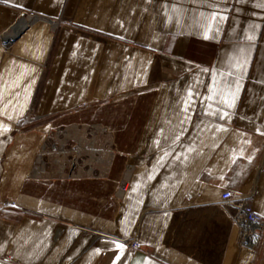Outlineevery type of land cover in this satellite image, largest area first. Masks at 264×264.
<instances>
[{
  "label": "crops",
  "instance_id": "crops-1",
  "mask_svg": "<svg viewBox=\"0 0 264 264\" xmlns=\"http://www.w3.org/2000/svg\"><path fill=\"white\" fill-rule=\"evenodd\" d=\"M226 191L264 220V0H0V264H264Z\"/></svg>",
  "mask_w": 264,
  "mask_h": 264
},
{
  "label": "built area",
  "instance_id": "built-area-1",
  "mask_svg": "<svg viewBox=\"0 0 264 264\" xmlns=\"http://www.w3.org/2000/svg\"><path fill=\"white\" fill-rule=\"evenodd\" d=\"M35 17H36L35 14H33V13L29 14L30 20H34ZM121 190H122V192H124L125 187L121 186ZM221 200H222V202H225V203H237L238 205L236 207V210H237L238 214H241V216H243V219L247 224H251L259 230L264 227V220L262 218H260L257 214H255L252 211L251 206L245 200H243L240 196H238L237 194L230 192V191H226L222 194ZM8 206L13 207L14 204L11 203V204H8ZM129 246L132 249H137L138 248V242L136 241V239H132L130 241Z\"/></svg>",
  "mask_w": 264,
  "mask_h": 264
},
{
  "label": "rangeland",
  "instance_id": "rangeland-1",
  "mask_svg": "<svg viewBox=\"0 0 264 264\" xmlns=\"http://www.w3.org/2000/svg\"><path fill=\"white\" fill-rule=\"evenodd\" d=\"M49 142L51 143L50 145H53V144L55 146L58 145V146H60V148L62 150H64V153H66V155L69 156L70 162H71L73 168H74V164L73 163L80 162V160H81L80 156L78 155L80 150L83 151V153H82L83 156L85 154V150L86 149H87L86 153L87 152H89V153H93L94 152V151L90 152L91 145H89V141L87 143H85L84 140L78 138L77 135H76V137H70V138H68L67 136H64V137H60V138L57 139V137H56L55 140L51 139ZM84 145L86 146V149L84 148ZM89 153H87V155H89ZM93 156H94V153H93ZM44 158H45V156L40 154L41 161L44 160ZM100 160L102 162L105 161L104 157L101 158ZM120 191H122L121 187H120Z\"/></svg>",
  "mask_w": 264,
  "mask_h": 264
}]
</instances>
